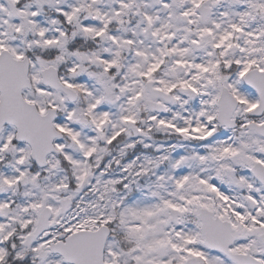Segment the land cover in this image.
I'll list each match as a JSON object with an SVG mask.
<instances>
[{"label":"snow or ice","instance_id":"6c2138e0","mask_svg":"<svg viewBox=\"0 0 264 264\" xmlns=\"http://www.w3.org/2000/svg\"><path fill=\"white\" fill-rule=\"evenodd\" d=\"M0 264H264V0H0Z\"/></svg>","mask_w":264,"mask_h":264}]
</instances>
